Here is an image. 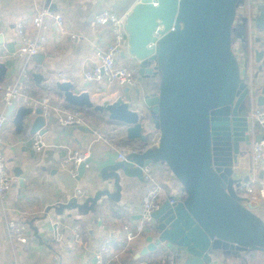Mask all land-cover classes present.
<instances>
[{
	"label": "water",
	"instance_id": "1",
	"mask_svg": "<svg viewBox=\"0 0 264 264\" xmlns=\"http://www.w3.org/2000/svg\"><path fill=\"white\" fill-rule=\"evenodd\" d=\"M246 0H125L118 10L129 9L127 34L129 54L139 62L143 91L134 106L122 96L95 102L88 91L75 92L71 82H57L65 108L87 111L111 125L124 126L127 139L142 149L119 160L118 153L106 159L87 158L77 170L76 180L98 172L103 189L82 205L66 208L89 210L103 199L119 202L122 177L144 182L143 168L166 165L182 185L185 197L174 203L169 198L153 213L148 245L140 252H172L182 264H212L216 253L239 256L264 252V219L256 207L240 194L243 184L235 177L239 158L262 135H250L248 116L252 106L264 107V83L258 87L244 73L233 44L245 45L249 18L237 27L238 8ZM55 8L51 0L47 3ZM255 15V26L264 31V8ZM252 18V19H253ZM251 19V20H252ZM258 41H262L258 39ZM264 49L255 51L258 72ZM44 54L34 60L43 64ZM7 64L0 60V83L6 80ZM35 78H40L37 75ZM41 102V99H38ZM17 108V109H16ZM15 109L13 124L21 133L31 120L30 131L46 132L40 108ZM35 117L32 120L31 115ZM145 122L160 132L159 144L148 148L151 135ZM254 129V128H253ZM91 167V168H89ZM90 169V170H89Z\"/></svg>",
	"mask_w": 264,
	"mask_h": 264
},
{
	"label": "crops",
	"instance_id": "2",
	"mask_svg": "<svg viewBox=\"0 0 264 264\" xmlns=\"http://www.w3.org/2000/svg\"><path fill=\"white\" fill-rule=\"evenodd\" d=\"M123 1L125 0H51L56 9L55 13L65 17L70 34L62 35L53 19L47 21L42 31V35L47 39L46 49L42 53L45 55V68L51 73L66 72L71 75L76 91L92 89L83 79V70L87 64L94 65L99 62L96 52L104 44L106 37L95 26V17L105 10L126 12L128 9L118 10ZM44 2L47 4L48 0H43ZM38 6V3L29 0H0V60L8 67L6 80L3 82L18 83L21 80L26 63L25 59L16 53V27L23 24L29 36H36L32 20ZM259 8H264V0H246L239 6L238 16L242 18L250 12L258 15ZM263 32L256 28L253 18L249 23L248 36H245L248 51L245 62H248V66L243 68L244 73L250 80H255L258 87L264 83V74L260 73L255 79L258 72L255 51L262 50ZM71 33L76 34L79 39L72 42ZM233 49L243 50V43L236 39ZM126 62L129 64L131 60ZM144 86V81L139 80L137 86L132 88L100 85L94 87V90L100 98L107 96L106 99L115 100L122 96L136 106L138 94L143 91ZM42 90L43 87L38 85L33 87L37 97L42 94ZM16 109L9 115V109L3 106L0 96V113L5 112L9 117L5 127L4 153L12 176L10 190L3 199L0 198V264H12L14 255L20 264H99L95 252L105 242L111 257L109 264H154L169 253L158 251L139 256L148 245L147 237L154 235L152 229H146L132 242L125 240V226L135 228L140 218L148 191L145 181L123 176L119 202L103 198L96 205H91L89 210L78 207L62 209L72 204H84L89 198L95 197L104 184L96 171H88L81 180H76L70 170L63 167L65 159L77 151H84L88 158L108 160V156L114 155L116 150L104 139H109L116 146L130 145L142 149V144L127 139L124 126L111 125L106 119L91 114L87 124L64 126L58 122L57 117L52 116L45 126V147L41 153H36L32 149L31 120L25 122L21 133L16 132L13 124ZM31 117L33 120L35 114ZM145 127L146 133L151 135L148 148L157 147L160 132L150 122H145ZM254 130L255 136L264 137L263 128L255 126ZM96 131L101 132V139L96 135ZM252 145L246 147L242 144L246 154L239 158L235 177L246 182L257 180L264 185L263 167L256 168L252 162ZM151 167L157 184L163 190L162 204L169 198L180 201L185 197L182 185L166 165L155 163ZM79 189L88 193L85 199H74V194ZM255 212L264 219V202L259 203L258 207L256 205ZM9 220L19 221L29 227L31 238L26 244L10 242L7 236ZM56 223L65 226L60 243L54 241ZM75 224L82 227V245H77L74 241L72 227ZM257 254L264 257L262 252ZM251 262L253 261L250 260V254L242 253L236 257L220 252L215 254L212 264Z\"/></svg>",
	"mask_w": 264,
	"mask_h": 264
},
{
	"label": "built area",
	"instance_id": "3",
	"mask_svg": "<svg viewBox=\"0 0 264 264\" xmlns=\"http://www.w3.org/2000/svg\"><path fill=\"white\" fill-rule=\"evenodd\" d=\"M38 3L32 24L36 29V36L31 37L27 34L26 27L19 24L16 27L18 38L17 55L25 59L26 66L22 70L21 80L18 83L2 82L0 83V96L2 104L5 108L10 105L16 107L25 106L40 108L45 121H49L52 116L57 117L61 125H83L88 123L89 113L85 111H75L65 108V100L60 90L56 88L57 82H71V75L66 72H49L43 64H39L34 60L38 54H42L46 49L47 39L42 35V31L48 20L53 19L54 23L59 27L62 35L70 34L66 19L62 14L51 11L50 6L43 3V0H29ZM130 9L126 12L119 13L113 10H105L96 15L94 23L98 30L106 35L103 45L98 48L96 56L98 63L94 65L87 64L83 70V79L85 83L92 89L88 91L92 99H106L107 96L98 97L94 87L100 85H108L117 87H136L140 80L139 62L129 54L128 34H127V19L130 15ZM255 16L253 12L248 15L249 20ZM79 39L76 34L70 35V40L75 42ZM264 49V32H263ZM238 58L241 67L245 65V52L241 49H233ZM131 63L126 64L127 61ZM262 71L264 74V57L261 61ZM40 78H35V76ZM74 84V83H73ZM43 87V92L38 97L33 92L34 86ZM76 93H81L76 91ZM83 92V91H82ZM38 99L42 101L39 102ZM250 125L252 126L250 135L255 136V126L264 129V107L252 106L248 116ZM9 121V117L5 112L0 113V198L3 199L10 190L12 176L7 167L4 147L6 145L5 127ZM125 128V127H124ZM44 134L41 131L36 132L31 137L32 149L36 153H41L45 147L43 140ZM98 138H102L101 132L96 131ZM112 149L118 153L119 160L125 161L129 154L138 152V148L130 145L116 146L109 139H104ZM150 146V145H149ZM148 146V147H149ZM142 149V151H145ZM252 162L258 168L263 167L264 173V139L254 141L252 145ZM88 158V154L84 151H77L63 161V167L68 168L70 173L75 177L79 165ZM144 181L148 185V191L144 198L140 218L135 228L133 226H125V240L129 243L143 234L146 229L151 228L152 215L160 209L162 205L163 190L157 184L153 169L151 166L143 168ZM242 192V193H241ZM242 196L248 198V202L256 207L261 202H264V185L262 182L252 180L243 184L240 191ZM88 196L86 191L77 190L74 194V199H85ZM179 200L170 199V203L174 204ZM65 226L62 223H56L54 226V241L62 242L63 231ZM74 241L77 245L83 244V230L80 224H75L72 227ZM7 236L12 244H26L31 238L29 227L19 221H7ZM95 258L99 264H109L111 257L109 255V247L107 243H103L95 252ZM12 264H20L17 257L14 255ZM154 264H178L176 256L169 252L160 261Z\"/></svg>",
	"mask_w": 264,
	"mask_h": 264
},
{
	"label": "trees",
	"instance_id": "4",
	"mask_svg": "<svg viewBox=\"0 0 264 264\" xmlns=\"http://www.w3.org/2000/svg\"><path fill=\"white\" fill-rule=\"evenodd\" d=\"M244 17H246V18H248V16L247 15H245ZM243 18V17H242ZM242 25V19H241V17H238V19H237V27L238 26H241ZM240 30H243V31H245V35L246 36H248V28H247V26H245V30H244V27H240ZM262 45H263V43H262ZM257 252H260V251H250V252H247V253H243V254H250V260H253L254 258H258L259 256H258V254H257ZM262 253H264V252H262ZM242 254V253H241ZM253 258V259H252Z\"/></svg>",
	"mask_w": 264,
	"mask_h": 264
},
{
	"label": "rangeland",
	"instance_id": "5",
	"mask_svg": "<svg viewBox=\"0 0 264 264\" xmlns=\"http://www.w3.org/2000/svg\"><path fill=\"white\" fill-rule=\"evenodd\" d=\"M257 9H258V7H257ZM233 45L235 46V42H234ZM95 102H98L99 103V102H101V100L100 99H97V100H95ZM251 261H253V262H251V264H264V257L263 256H259L258 258L256 257V258H254Z\"/></svg>",
	"mask_w": 264,
	"mask_h": 264
},
{
	"label": "bare ground",
	"instance_id": "6",
	"mask_svg": "<svg viewBox=\"0 0 264 264\" xmlns=\"http://www.w3.org/2000/svg\"><path fill=\"white\" fill-rule=\"evenodd\" d=\"M98 103V102H97Z\"/></svg>",
	"mask_w": 264,
	"mask_h": 264
}]
</instances>
